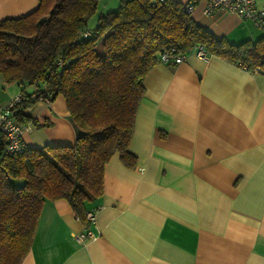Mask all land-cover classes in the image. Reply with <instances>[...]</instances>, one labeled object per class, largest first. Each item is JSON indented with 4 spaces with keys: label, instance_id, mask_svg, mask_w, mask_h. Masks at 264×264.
<instances>
[{
    "label": "crops",
    "instance_id": "0c3cea01",
    "mask_svg": "<svg viewBox=\"0 0 264 264\" xmlns=\"http://www.w3.org/2000/svg\"><path fill=\"white\" fill-rule=\"evenodd\" d=\"M38 1L0 0V19ZM204 6L197 1L190 15L215 37L264 36L251 21L224 9L204 14ZM142 85L128 145L134 167L117 153L105 164L102 193L85 205L95 224L66 200L45 199L20 264H264V74L191 49L179 63L157 60ZM42 88L0 73V103ZM23 113L36 120L22 135L29 146L74 143L61 94ZM86 226L95 236L79 241Z\"/></svg>",
    "mask_w": 264,
    "mask_h": 264
},
{
    "label": "trees",
    "instance_id": "16d2710c",
    "mask_svg": "<svg viewBox=\"0 0 264 264\" xmlns=\"http://www.w3.org/2000/svg\"><path fill=\"white\" fill-rule=\"evenodd\" d=\"M99 2L39 0L26 14L0 19L3 78L43 85L19 92L16 120L36 124L23 110L36 99L51 101L61 94L77 130L71 145L26 144L14 153L0 145V264H20L45 199L66 200L87 225L85 205L101 195L112 155L134 167L128 145L144 93L142 79L161 52L183 54L200 45L208 54L264 74V36L238 44L217 38L178 0H119L90 28L87 21Z\"/></svg>",
    "mask_w": 264,
    "mask_h": 264
},
{
    "label": "built area",
    "instance_id": "2783aa9c",
    "mask_svg": "<svg viewBox=\"0 0 264 264\" xmlns=\"http://www.w3.org/2000/svg\"><path fill=\"white\" fill-rule=\"evenodd\" d=\"M199 0H186L183 5L186 11L191 12ZM205 6L203 8L204 14H210L216 9H224L229 12L235 13L244 20H249L252 24L264 30V7L257 5V0H204ZM87 32L84 33L86 35ZM199 56L207 59L208 54L200 45L193 48ZM183 54H172L171 52L164 51L158 56V61L164 63H179L183 61ZM255 72V71H254ZM22 94L18 93L10 97L6 102L0 103V145L7 153H14L23 150L26 143L22 139L24 132L31 129L30 123L18 122L14 116V107L22 100ZM46 103L50 101L44 100ZM85 217L89 224H95L96 216L95 211L88 209L85 212ZM95 234L87 226L84 230L76 234L79 241L94 237Z\"/></svg>",
    "mask_w": 264,
    "mask_h": 264
},
{
    "label": "rangeland",
    "instance_id": "374dc122",
    "mask_svg": "<svg viewBox=\"0 0 264 264\" xmlns=\"http://www.w3.org/2000/svg\"><path fill=\"white\" fill-rule=\"evenodd\" d=\"M118 1L119 0H106V3H104V4L102 2H100L98 4L97 8H96L95 14L88 19L87 26L90 27V28L94 27V25L96 24V18L98 16V14L103 13V12H105L107 10L115 9L118 4H116L114 6V4H112V3L113 2L117 3ZM257 2H258V0H257Z\"/></svg>",
    "mask_w": 264,
    "mask_h": 264
}]
</instances>
